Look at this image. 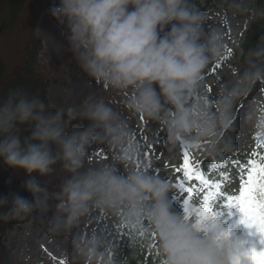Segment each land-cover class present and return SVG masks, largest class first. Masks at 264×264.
Returning <instances> with one entry per match:
<instances>
[{"label": "clouds", "instance_id": "1", "mask_svg": "<svg viewBox=\"0 0 264 264\" xmlns=\"http://www.w3.org/2000/svg\"><path fill=\"white\" fill-rule=\"evenodd\" d=\"M49 11L81 70L110 89L130 91L129 108L162 121L171 144L211 133L207 100L196 93L204 69L219 55L222 37L206 29L204 15L189 0H59ZM253 55L264 58V48ZM235 91L220 101L225 110ZM77 117L89 126L70 130L69 118ZM109 138L122 149L114 162L89 164V147ZM138 151L120 114L103 99L89 96L79 109L53 112L38 94L13 89L0 98V161L16 175L24 174L22 187L31 199L18 193L0 196V218L46 213L47 189L38 177L52 174L59 163L69 175L49 220L51 232L67 231L92 209H103L133 230L147 221L164 264L243 259V242L216 219L201 223L173 210L168 181L146 167L121 171L119 165Z\"/></svg>", "mask_w": 264, "mask_h": 264}, {"label": "rangeland", "instance_id": "2", "mask_svg": "<svg viewBox=\"0 0 264 264\" xmlns=\"http://www.w3.org/2000/svg\"><path fill=\"white\" fill-rule=\"evenodd\" d=\"M259 0H216L208 4V0H189L194 8L205 17V27L208 31L216 30L222 37L219 55L208 64L202 76L204 79L198 85L196 96L203 95L212 116V131L209 135L195 140L179 142L175 145L168 141V133L162 121L146 118L136 113L128 106L132 93L110 89L107 85L97 82L87 76L79 67L77 61L67 50V40L64 29L51 16L50 11L41 14L36 35L43 39L44 50L47 54V67L51 72L49 104L54 109L74 107L79 109L83 101L92 96L103 99L116 110L121 117L125 130L131 142L139 146L135 157L119 165L121 171L126 167L137 170L147 168L151 174L160 176L171 185L169 198L173 210L183 214L182 198L179 184L185 187L192 185L198 188L200 182L196 180L183 181V172L176 169L183 165V154L188 147L191 166L196 167L205 153L213 146L214 135L224 125L225 118L232 115V107L239 105L238 95L246 88L248 77V63H244L241 48L247 33V27L257 20V2ZM54 5L59 4L55 0ZM53 5V6H54ZM28 9L22 13V23L28 22ZM24 28L18 26L13 31V37H0V56L7 65V71L12 72L20 66L24 56L26 39ZM49 38L48 48L42 37ZM253 90L246 96V100L238 109L236 121L228 127L220 143L226 150L222 152L224 161L216 166L217 172L211 182L217 181L225 196L239 195V169L227 158L229 154L249 155L254 151L264 149V85L257 80ZM236 89L225 110L220 103ZM248 96L251 100L248 101ZM247 103L249 109L245 110ZM170 110V109H169ZM241 115V116H240ZM75 119H86L77 117ZM87 126L79 124L69 126L70 130H84ZM154 145V148L149 147ZM126 146V145H125ZM120 146L114 145L110 138L102 142L93 143L88 150V163L101 165L112 163L116 153L121 152ZM147 153V155H145ZM241 162H245L244 160ZM54 172L45 177H38L42 185L60 190L64 179L69 175L58 163ZM48 211L44 212V220L35 215L24 219L0 244V264H112L117 258V248L127 238L129 227L124 226L119 217L103 209H92L82 217L78 223L67 231L53 233L49 228V220L54 215L58 197L47 191ZM193 204H203V195L193 193ZM235 207H228L223 198L213 204V214L221 226L232 236L243 242L246 249L258 250L264 243L253 229L241 223L242 215L236 217ZM122 228L121 233L115 235V225ZM112 237L108 236V232ZM155 253L160 254L157 236L154 240Z\"/></svg>", "mask_w": 264, "mask_h": 264}, {"label": "trees", "instance_id": "3", "mask_svg": "<svg viewBox=\"0 0 264 264\" xmlns=\"http://www.w3.org/2000/svg\"><path fill=\"white\" fill-rule=\"evenodd\" d=\"M216 0H208V4ZM55 0H0V37H13V31L18 29V26L23 27V35L26 39L24 48V56L21 59L20 66L12 72L7 71V65L0 56V98L13 89H24L29 94H38L39 97L48 106L49 111H56L49 104V89L51 72L47 67V54L44 50L43 39L36 35L37 26L41 20V14L48 11L54 4ZM257 20L251 22L247 27V33L242 45L241 60L249 64L248 77L246 81L245 90L238 95L239 105L233 106L232 115L225 118L223 127L219 133L214 135L213 146L205 153L204 158L201 159L196 168L199 169L200 175L210 182L213 175L217 172L216 166L224 161L222 152L226 149L221 146L220 140L225 135V131L235 121L239 111L246 100V96L255 87L257 80H261L264 85V58L254 56L253 52L264 48V0L257 2ZM28 9V22L22 23V13ZM89 126L87 119H71L69 118V126L79 124ZM23 135H27L26 126ZM264 154V152H261ZM251 157V153L247 157L241 154H229L227 158L231 161H247ZM216 165V166H215ZM24 174L16 175L12 169L7 168L2 161H0V196L8 195L9 193H18L28 199H31V194L23 187L22 182ZM217 184L218 182H211ZM47 191H51L54 196L58 197L60 190L43 185ZM4 210L0 209V213ZM233 214L238 217L242 215L236 208ZM33 215L44 220V212L37 210ZM24 220L0 218V244L5 238L13 232ZM141 227L143 228V235H141ZM138 229L129 228L127 239L118 246L116 262L112 264H164L163 257L155 253L154 240L156 238L152 235L154 231L151 230L150 224L147 221L142 223ZM122 228L117 223L115 225V235L118 236ZM259 239L261 237L259 235ZM264 249V245L258 250Z\"/></svg>", "mask_w": 264, "mask_h": 264}, {"label": "snow or ice", "instance_id": "4", "mask_svg": "<svg viewBox=\"0 0 264 264\" xmlns=\"http://www.w3.org/2000/svg\"><path fill=\"white\" fill-rule=\"evenodd\" d=\"M202 79H204L203 76L201 77ZM190 146L185 147L183 165L177 168L176 171L183 172V181H192L194 183L198 180L200 186L198 188L192 185L185 187L184 183L179 184L181 193L187 197L182 198L185 219H196L201 223L209 219H215L213 204L217 199L223 198L228 207H235L242 213L241 223L246 224L256 234H259L261 242L264 243V154H261L264 149H260L258 144V151H254L246 162L239 160L233 162L239 169V195L225 196L220 190V184L211 183L209 179H205L200 175L198 168L191 166L188 152V147ZM149 147L154 148V145H149ZM147 170H151L150 165ZM193 193L203 195L202 205L196 206L193 204ZM140 234L143 235L142 227ZM152 235L155 236V232ZM108 236L112 237L110 231ZM236 264H264V249H246L243 259H238Z\"/></svg>", "mask_w": 264, "mask_h": 264}, {"label": "bare ground", "instance_id": "5", "mask_svg": "<svg viewBox=\"0 0 264 264\" xmlns=\"http://www.w3.org/2000/svg\"><path fill=\"white\" fill-rule=\"evenodd\" d=\"M42 37L45 39L46 41V46L48 48V45H49V38L45 37V35L42 34ZM49 49V48H48ZM251 96H248V101L251 100ZM250 105L247 103V105L244 107L245 110L249 109ZM241 116V115H240Z\"/></svg>", "mask_w": 264, "mask_h": 264}]
</instances>
